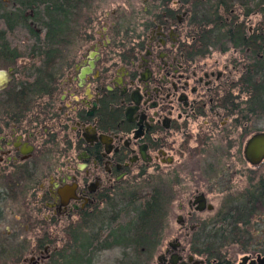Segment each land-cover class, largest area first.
I'll return each instance as SVG.
<instances>
[{
    "label": "flooded vegetation",
    "instance_id": "af4514ba",
    "mask_svg": "<svg viewBox=\"0 0 264 264\" xmlns=\"http://www.w3.org/2000/svg\"><path fill=\"white\" fill-rule=\"evenodd\" d=\"M135 5L96 15L54 90L20 111L15 71L0 91V259L123 253L130 192L150 181L152 264H264V159L245 152L264 132V3Z\"/></svg>",
    "mask_w": 264,
    "mask_h": 264
},
{
    "label": "trees",
    "instance_id": "16d2710c",
    "mask_svg": "<svg viewBox=\"0 0 264 264\" xmlns=\"http://www.w3.org/2000/svg\"><path fill=\"white\" fill-rule=\"evenodd\" d=\"M9 1L12 5L6 10V0H0V59L6 64L5 69L12 67L15 70L14 109L20 111L35 95L54 90L58 81L54 72L58 69L56 65L58 63L63 70L67 52H70L63 53L61 46L71 48L77 39L84 40L86 30L95 23L98 13L90 8L93 0ZM25 38H28L26 43ZM257 71L261 79L252 86L264 105V66ZM129 200L128 210L134 222L129 220L125 226L124 252L130 248V264H142L147 255L142 249L147 248L156 235L154 194L148 189L138 190ZM70 255L68 261L75 257L74 253Z\"/></svg>",
    "mask_w": 264,
    "mask_h": 264
},
{
    "label": "rangeland",
    "instance_id": "374dc122",
    "mask_svg": "<svg viewBox=\"0 0 264 264\" xmlns=\"http://www.w3.org/2000/svg\"><path fill=\"white\" fill-rule=\"evenodd\" d=\"M138 1L139 0H93L90 8L94 9L95 14L99 13V12H102V13L107 12V14H108V13H111L113 11H116V9L124 8L125 7L124 3H127V2H130V5H132V6H136L135 3H138ZM262 2L264 3V0H262ZM4 3L6 5V10L9 9L10 5H12V2L9 0H6V2H4ZM260 19H261L260 16L257 15V17L252 21L253 26L258 25L261 22ZM83 38L85 39V37H83ZM27 40H28V38H25V43L27 42ZM77 40L80 41L81 39H77ZM61 47L63 49V53L67 52L68 50H71L68 45H64ZM5 65L6 64L0 59V70H6ZM263 107H264V105H263ZM261 128H264V123L261 125ZM147 189L152 191L150 184L147 187H145V189L142 191H146ZM130 195H132V191L130 192ZM128 216H129L127 218L128 221L126 222V213H125V217H124V220L121 222V226H123V225L128 226V224L131 221H133L130 218V212L128 213ZM129 220H130V222H129ZM100 243H102V242H100ZM240 250L241 249L239 246H235V247L224 248V250H221V251L223 253L225 252L227 257L235 258V256H236L237 259H239L243 255V252H241ZM28 254H29V252H21V253L18 252V253H15L13 256H11L9 253H7L0 260H2L4 264H7L10 262H13L14 260H17L19 258V256H21V255H28ZM57 255H58L57 253H52V259L51 260L55 259V256H57ZM85 255L82 256L81 261L84 260L83 258H85ZM151 256H153V254L145 255L142 264H152V261L155 262L156 261V258H154L155 255L153 256L152 260L149 261ZM7 257H9L10 259ZM5 258H7V259H5ZM62 258H64L65 261H68V259L70 258V253H65L62 256ZM91 260H93L95 262H99L98 264H114V263H117L118 261L123 262L124 264H130V255H129V251L123 252V253L118 252V251L98 252V253L93 254ZM61 264H65V262L64 263L61 262Z\"/></svg>",
    "mask_w": 264,
    "mask_h": 264
},
{
    "label": "water",
    "instance_id": "95a60500",
    "mask_svg": "<svg viewBox=\"0 0 264 264\" xmlns=\"http://www.w3.org/2000/svg\"><path fill=\"white\" fill-rule=\"evenodd\" d=\"M13 68L7 71H0V91L3 90L9 83L10 77L13 76ZM246 157L254 165L260 164L264 159V132L255 135L248 144L246 150Z\"/></svg>",
    "mask_w": 264,
    "mask_h": 264
}]
</instances>
